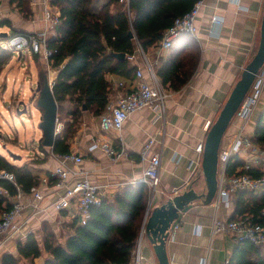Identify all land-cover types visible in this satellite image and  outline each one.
I'll return each mask as SVG.
<instances>
[{"label": "crops", "instance_id": "crops-1", "mask_svg": "<svg viewBox=\"0 0 264 264\" xmlns=\"http://www.w3.org/2000/svg\"><path fill=\"white\" fill-rule=\"evenodd\" d=\"M25 1L29 7L28 17H25L28 13L20 12L17 1L0 0V9L3 5L10 8L6 13H1L0 21H8L13 30L37 34L47 28L45 6L51 11L52 17L59 18V11L52 4V0ZM109 1L94 0L91 11L97 13ZM120 3L126 7L125 2ZM240 6L242 9H239L233 0H204V6L196 19L198 33L196 37H192L195 46L200 51L199 62L187 84L179 91H171V96L165 102L164 120L158 118L157 110L143 109L129 117L121 132L102 133L99 129L98 116L83 110L75 128L73 127L75 132L71 133L70 125L73 123V118L65 116L61 120L57 119L58 136L62 139L66 131V134L70 135L66 141L69 152L83 158L79 165L65 162L64 167L87 172L91 183L99 187L102 199L112 200L124 187L134 185L142 179L147 160H142L141 151L148 139L152 138L155 141L152 152L160 153L161 168L160 184L148 207L149 214L169 199L190 189L198 194L207 193L201 166L202 155L197 154L195 148L199 143H204L210 127L239 81L248 61L255 55L259 44L264 0H241ZM111 9L113 10V7ZM212 17H220L221 25L213 26ZM57 26L51 31L49 40L55 37ZM9 31L8 29L6 32L9 34ZM180 38L172 50L160 53L159 57L155 47L148 48L145 51L146 57L151 59L152 64L157 67L161 61H165L170 56L175 48L191 49L194 45L188 41H181ZM139 48L137 47L133 54L134 57L129 61L136 68H144L143 56L137 52ZM36 56L38 57L36 61H42L44 66H48L42 53ZM154 57L156 58L153 59ZM52 71L54 70H50V78L55 80L57 72ZM107 81L111 87L113 86L112 81L123 82L128 88L132 83V81L111 74L107 76ZM110 89L109 87L108 102H113L116 99V91ZM263 111L264 95L246 125L240 119L232 120L231 127H228L223 137L221 150H228L232 147L234 136L241 129L250 137L253 134L256 120ZM207 122H210L208 128L205 127ZM96 139L105 140L118 150L121 149L122 144L128 156L112 162L102 151L89 152L88 147ZM234 156L243 163V166L247 160L251 162L253 159L249 151L235 154L232 157ZM190 160L198 163L193 172L187 170ZM60 165V159H44L34 169L35 174L38 179L42 175L48 177L50 171ZM242 167L237 170H241ZM217 178L219 190L220 183L224 180L220 165H218ZM39 191L43 195L41 201L33 200L29 194L25 195L28 208L24 216L28 219L23 230L27 232L23 235L21 232L15 234L3 245L1 244L2 237H0V264L4 254L17 257L18 243L29 234H33L40 241V227L43 223H47L55 235L61 241L63 240L67 225L74 217L72 213L58 210L56 207L63 192L49 185H40ZM216 197L217 194L209 205H205L202 200H196L179 213L178 219L170 227L172 228L177 223L179 228L173 240L167 239L166 242V253L170 264H228L238 242L230 235H214L211 227L216 219L228 221L234 217L237 197L235 194H229L219 204L215 203ZM141 252L142 264H158L153 245L145 234L142 237Z\"/></svg>", "mask_w": 264, "mask_h": 264}, {"label": "trees", "instance_id": "trees-1", "mask_svg": "<svg viewBox=\"0 0 264 264\" xmlns=\"http://www.w3.org/2000/svg\"><path fill=\"white\" fill-rule=\"evenodd\" d=\"M15 1L22 13L29 10L27 1ZM93 1L52 0L60 21L55 28V37L47 42L51 51L50 68L58 71L52 93L59 112L73 118L71 133L75 132L73 127L83 108L95 116L104 111L110 94L107 76L111 74L132 81L136 67L130 64L129 56L137 47L143 51L155 47L174 19L190 11L199 0H129L128 8L119 0H110L97 13L91 11ZM2 27L10 30L9 38L28 35L13 30L5 20L0 21ZM180 40L194 44L191 36H182ZM5 41L0 35V44ZM122 54L123 59L116 57ZM37 58L34 55L35 61ZM199 58L200 51L195 44L191 49L175 48L155 67V73L163 87L179 91L194 74ZM8 60L9 53L0 45V73ZM69 136L65 131L62 139L56 137L52 148L55 155L69 153L66 144ZM250 141L259 150H264V112L256 120ZM39 147L43 149L41 142ZM235 157L226 166L227 178L244 172L254 178L264 176L258 165L248 171H238L243 163ZM0 171L12 174L24 194L39 185L32 167L15 165L1 155ZM1 190H6L9 198L17 193L13 183L4 179H0ZM235 195L237 204L232 219L247 215L253 222L264 224V188L258 194L238 192ZM8 197L0 193V215L10 207ZM148 199L149 190L144 183L128 185L112 200L102 199L98 206L92 207L85 223L73 217L62 241L47 223H43L41 241L29 234L18 243V256L4 254L1 264H19V258L35 260L43 253L46 257L42 264H131ZM228 264H264V247L239 241Z\"/></svg>", "mask_w": 264, "mask_h": 264}, {"label": "built area", "instance_id": "built-area-1", "mask_svg": "<svg viewBox=\"0 0 264 264\" xmlns=\"http://www.w3.org/2000/svg\"><path fill=\"white\" fill-rule=\"evenodd\" d=\"M239 9L241 0H233ZM125 2L128 6L129 0H120ZM204 6V0H199L190 11L184 15L174 19L172 25L163 33L161 41L155 46L157 56L160 53L169 52L173 49L178 39L182 36L196 37L198 28L196 19ZM45 21L47 23L46 29L37 34H28L27 36H16L9 38L6 45L14 48L20 56L23 54V49L31 52L34 55L42 53L44 60L47 61L48 67L49 57L51 51L47 48L49 35L53 28L59 24L58 17H52L51 11L45 6L44 10ZM211 23L213 26H220L222 19L220 17H212ZM9 43V44H8ZM9 47V48H11ZM143 56L144 68L137 67L135 70L134 78L131 87L128 88L123 82L112 81L113 86L109 84L111 89L116 91V99L113 102H108L104 111L98 116L99 129L102 133L110 131L121 132L124 123L135 112L143 109H153L158 111V118H165V102L171 96V92L161 84L160 79L155 73L154 65L151 60L146 57L145 51L141 48L138 51ZM134 55L129 56L132 59ZM154 57L153 59H155ZM50 88L53 89L55 80L48 82ZM110 89V90H111ZM264 95V63L258 70L255 79L239 105L234 117L247 123L255 108L260 103ZM210 122H207L205 127L208 128ZM121 141V138H119ZM155 144L154 139H148L141 151V158L143 161L147 160V166L143 172L141 183H144L154 195L157 192L160 184V168H161V155L158 152H152V147ZM248 148L254 155L260 151L251 143L248 137L243 136L240 132L235 138L233 145L228 150H221L219 152L218 164L222 167V175L224 180L220 183V188L215 198V203L219 204L224 201L229 194H236L238 192H251L258 194L264 188V176L261 178H254L249 173L236 174L230 178L225 176V169L231 157L240 153L242 148ZM204 143H199L195 151L197 154L202 155ZM104 152L112 162H117L123 157H127L128 153L121 144V149H115L109 142L101 139H96L88 147L89 152L93 151ZM50 158H57L61 160V165L55 167L48 177H44L39 181V185L30 191V196L33 200L41 201L43 199L42 193L39 191L40 185L52 186L57 191H62L61 198L56 204L58 210H64L72 213L74 217H78L81 223H85L89 216V210L98 206L101 203L102 196L100 189L89 180V174L80 171L76 168L67 169L64 167L65 162H70L73 165L82 163L83 158L74 153H67L65 155H55L51 148L47 149ZM41 153L40 156H43ZM198 166L197 161L190 160L187 165V170L193 172ZM251 169L249 165H244L241 170L248 171ZM75 178V179H74ZM0 179H4L13 183L17 193L12 198H9L6 190H1V194L9 198L10 207L3 211L0 215V237H2L1 244H5L12 236L22 232L27 224V219H24V212L28 208L25 201V195L17 184L14 182L12 174L0 171ZM71 183V184H70ZM38 210V209H36ZM264 214V212H263ZM149 216L148 209L145 213L143 225L141 228L140 236L136 242L135 249L132 253L131 264H142L143 255L141 252L142 237L145 234V223ZM179 224H174L169 229L168 239L173 240ZM212 233L215 235L223 234L230 235L236 242L248 241L254 246L264 247V224L255 223L252 218L244 215L232 220H214L212 224Z\"/></svg>", "mask_w": 264, "mask_h": 264}, {"label": "rangeland", "instance_id": "rangeland-1", "mask_svg": "<svg viewBox=\"0 0 264 264\" xmlns=\"http://www.w3.org/2000/svg\"><path fill=\"white\" fill-rule=\"evenodd\" d=\"M9 9V7H5L3 5L0 9V20L2 17L1 13L4 14L9 11ZM26 13H28V15H25V17H28L30 15L29 10L24 12V14ZM6 31H8L6 27L0 28V35ZM6 34L7 38L5 37V44H7L10 37L7 32ZM0 45L9 53V60L6 64H4L2 72L0 73V155L15 165H26L35 169L44 159H50L46 150L48 148L43 147L42 149L39 147L41 141L40 139L42 137L39 125L41 123L43 112L39 111L36 106V101L39 96V93L36 92V87L37 83L42 86L45 80H48V82L52 81L50 78V70L55 71L56 69L49 68L47 65L44 66L42 61H35L34 54L27 52V49H23V54L20 56V53L17 54L10 44L7 47L6 45L4 46V44ZM250 61L251 59L248 63ZM56 72L58 71L56 70ZM62 118H64V115L58 110L57 119L61 120ZM235 119L236 118L234 117L233 120ZM230 125L229 127H231ZM240 132L243 136L250 139L251 136L249 137V135H246L242 129L234 137H236ZM247 149L248 148L245 147L242 148L240 153L249 151L253 155V159L251 162L250 160H247L244 165H249L251 169L253 167H257L258 165L264 173V150H259L257 148L260 153L254 155ZM41 153H44V155L40 156ZM41 177L44 178L43 175L40 176L39 181H41ZM153 197L154 194L149 191L147 209ZM24 219L28 218L24 216ZM25 232H27V230H22L21 234L23 235ZM45 257L46 254L43 253L40 258L35 260L19 258V264H42Z\"/></svg>", "mask_w": 264, "mask_h": 264}, {"label": "water", "instance_id": "water-1", "mask_svg": "<svg viewBox=\"0 0 264 264\" xmlns=\"http://www.w3.org/2000/svg\"><path fill=\"white\" fill-rule=\"evenodd\" d=\"M6 35V33H1V36L4 38ZM130 36L132 37L133 34H130ZM116 57L123 59L124 55H117ZM263 63L264 13L261 21L257 51L242 71L239 81L232 89L216 121L210 127L204 141L201 166L207 193L198 194L193 189H190L169 199L164 205L155 208L146 220L144 227L145 235L153 245L158 264H170L166 253V242L169 229L173 222L178 219L179 213L196 200H202L205 205H209L216 196L218 190V157L223 137ZM36 92L39 93L36 106L39 111L43 112L39 125L42 132L40 142L43 147L52 149L58 135L56 130L58 107L48 80H45L42 86L37 83ZM83 110H85V108H83Z\"/></svg>", "mask_w": 264, "mask_h": 264}]
</instances>
